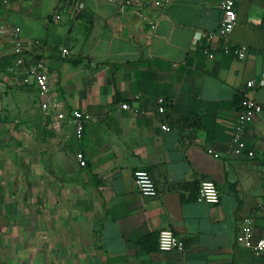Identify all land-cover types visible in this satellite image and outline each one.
Returning <instances> with one entry per match:
<instances>
[{
	"label": "crops",
	"instance_id": "crops-1",
	"mask_svg": "<svg viewBox=\"0 0 264 264\" xmlns=\"http://www.w3.org/2000/svg\"><path fill=\"white\" fill-rule=\"evenodd\" d=\"M236 10L229 41L247 45V55L222 51L216 37L210 58L207 40L194 39L217 32L220 0L124 11L105 0H85L80 11L67 0H0V187L14 186L16 158L30 169L34 144L39 158L53 155L58 185L72 187L65 197H88V208L34 212L31 225L15 226L14 213L0 210V264H264L251 251L264 236V86H246L264 75V0H236ZM38 59L56 108L89 113L81 138L68 118L41 109L26 69ZM245 95L263 105L244 131L253 158L227 150ZM137 168L150 171L156 195L140 193ZM203 180L218 186L217 203L198 199ZM242 215L255 226L249 242L236 240ZM166 228L184 250L158 248Z\"/></svg>",
	"mask_w": 264,
	"mask_h": 264
},
{
	"label": "built area",
	"instance_id": "built-area-1",
	"mask_svg": "<svg viewBox=\"0 0 264 264\" xmlns=\"http://www.w3.org/2000/svg\"><path fill=\"white\" fill-rule=\"evenodd\" d=\"M75 11H80L84 5L85 0H67ZM112 3H115L119 10L124 11L126 8L130 6H149V5H160L161 0H105ZM220 7L222 8V15L220 19V24L217 32H204L198 31L195 35L194 44L197 43L198 39L205 38L207 40L208 45L204 47L206 54L213 58L214 50L211 48L209 43L213 41L216 37H219L222 40V48L221 50L229 53L237 58H244L248 52V46L245 44H233L229 41V35L233 30L234 26L237 23L238 14L236 10V0H220ZM55 17H59V14L56 13ZM151 26L154 27L155 23L153 21L150 22ZM19 30L18 27L13 29V32H17ZM0 31H6V24L0 26ZM212 45V44H211ZM213 47V46H212ZM66 48L63 49V52H67ZM264 57V49L262 51ZM19 62H23L22 57L17 58ZM27 73L33 77V80L37 86V93L39 98V104L41 109L50 113L51 111H55V114L60 119L68 118L69 121H72L75 125L76 137L81 138L83 134L86 120L90 117L89 113L83 112L78 109H73L70 113H66L65 111L59 110L56 108L57 102L55 103L53 100L48 98L49 94V83H48V72L46 70L45 63L43 60L38 59L29 66H27ZM246 86L249 89H255L258 87L264 86V75L258 79H250L246 82ZM158 111L163 113L165 111V99L163 97H159L157 99ZM123 109L133 110V107L129 102H123L121 104ZM263 110L262 103L253 99L252 97L245 95L241 98L238 104V111L235 121V126L233 131H231V145L229 146L228 153L234 157H248L253 158L256 155L254 148L249 147L245 140V132L248 125L254 120L255 116ZM163 128L167 129L168 125L163 124ZM209 152H212L214 156H219V153L213 151V149L209 148ZM261 153L264 156V146L260 149ZM76 157L79 160L81 165L86 164L85 154L83 151L78 150L76 152ZM134 179L136 186L140 193L144 196H154L158 192V188L156 182L150 174V171L145 168H137L134 170ZM197 197L200 200L209 202V203H217L220 200V190L216 183L212 180H203L197 191ZM264 207V202L263 205ZM254 223L253 219L250 215H242L239 223V229L236 234V240L238 242H249L254 236ZM158 248L162 251H171L178 250L182 251L185 249V241L184 239L175 233L171 229H162L158 235ZM251 251L259 257L264 258V236L256 237V239L251 243Z\"/></svg>",
	"mask_w": 264,
	"mask_h": 264
},
{
	"label": "rangeland",
	"instance_id": "rangeland-1",
	"mask_svg": "<svg viewBox=\"0 0 264 264\" xmlns=\"http://www.w3.org/2000/svg\"><path fill=\"white\" fill-rule=\"evenodd\" d=\"M38 151L39 148L32 144L30 169L21 159L16 158L17 174L14 186H10L7 193L6 190L3 191L5 187H0V193L4 194L0 197V210L14 213V216L12 214L13 217L10 218L14 220L15 226L31 225L27 222H37L39 218L35 213L39 211H71L81 205L88 208V197H65L66 192L72 187H66L67 189L64 190L58 185V169L51 168V164L48 163V160L54 163L53 155L49 158L47 156L39 158ZM39 161L43 163V168L38 166ZM58 194H61L60 197ZM25 211L35 213L23 217Z\"/></svg>",
	"mask_w": 264,
	"mask_h": 264
},
{
	"label": "trees",
	"instance_id": "trees-1",
	"mask_svg": "<svg viewBox=\"0 0 264 264\" xmlns=\"http://www.w3.org/2000/svg\"><path fill=\"white\" fill-rule=\"evenodd\" d=\"M241 100V99H240Z\"/></svg>",
	"mask_w": 264,
	"mask_h": 264
}]
</instances>
